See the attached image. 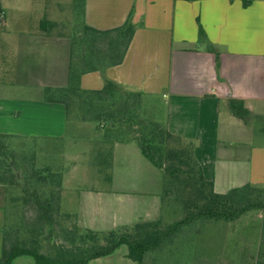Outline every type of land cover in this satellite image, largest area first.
<instances>
[{
    "label": "crops",
    "instance_id": "1",
    "mask_svg": "<svg viewBox=\"0 0 264 264\" xmlns=\"http://www.w3.org/2000/svg\"><path fill=\"white\" fill-rule=\"evenodd\" d=\"M64 1L0 0V136L9 141L55 148L68 139L65 106L44 99L45 89L68 84L71 38L54 31ZM68 3L79 9L81 27L109 31L129 16L135 26L122 63L82 75L81 90L99 91L109 80L126 92L141 94L142 107L146 99L160 105L164 117L159 124L193 144L194 159L215 194L246 185L264 189V0ZM34 8L40 13L31 20ZM230 100L243 103L246 121L230 113ZM83 129L75 127L74 133L85 136L71 138H85L98 154L104 144L94 142ZM99 167L92 165L94 179L83 191L73 186L76 174L66 181L62 176L55 219L66 216L94 233L160 219L161 172L134 141L111 140L109 163ZM3 199L0 204L9 208L4 212L1 207L6 222L30 217L19 211L20 195L6 196L5 203ZM126 254L121 246L87 264H136ZM12 264L35 261L21 256Z\"/></svg>",
    "mask_w": 264,
    "mask_h": 264
},
{
    "label": "trees",
    "instance_id": "2",
    "mask_svg": "<svg viewBox=\"0 0 264 264\" xmlns=\"http://www.w3.org/2000/svg\"><path fill=\"white\" fill-rule=\"evenodd\" d=\"M82 29V33L70 41L67 86L62 89H45V101L63 104L69 118L70 101L76 99L82 105L81 109H95L93 121L103 122L110 129L127 130L126 136L137 144L142 156L162 173V203L172 197L176 185L191 189L190 198L182 207L185 216L167 226L157 220L139 222L129 228L107 233L86 231L85 236L79 238L80 243L71 251H59L55 257L46 256L39 251L37 238L52 234L58 221L54 218L59 212L55 200L61 183L52 184L53 175L46 169L31 172L29 180L35 187L31 188L29 181L24 179V184H20L15 166L6 160V142L10 137L0 136V188L3 201L7 202L5 197L11 189H20V199L17 201L20 203L19 211L30 215L22 217L19 222L24 236L22 240H18L19 230L13 233L6 230L3 232L0 264H12L14 259L21 256L32 257L35 264H87L112 254L121 246L127 248L126 257L130 261L145 264L148 255L172 246L180 232L197 222H231L250 211L263 213L264 230V189L246 185L223 195L215 194L212 183L204 179L201 168L194 159L192 143L171 135L156 122L151 124L150 129L144 126L139 136H132L130 123L134 119V107L141 104V94L126 92L109 80H104L103 88L99 91L80 89L82 75L103 72L122 63L135 32L131 17L122 26L109 31L89 27ZM198 32L200 37H204L201 28ZM75 48L81 50L76 66L73 63ZM229 110L233 116L243 121L249 117L239 100H230ZM1 207L4 212L9 210L8 204H0ZM87 243H91L92 247H86Z\"/></svg>",
    "mask_w": 264,
    "mask_h": 264
},
{
    "label": "rangeland",
    "instance_id": "3",
    "mask_svg": "<svg viewBox=\"0 0 264 264\" xmlns=\"http://www.w3.org/2000/svg\"><path fill=\"white\" fill-rule=\"evenodd\" d=\"M68 2L69 0H65L62 8L57 12L60 22L54 31L62 32L75 40L83 31L80 26V12L78 8L70 6ZM73 4L75 5V0ZM39 13L37 8L31 10L29 13L31 20L35 19ZM80 51V48H75L73 59L75 66L78 62L77 57L81 54ZM70 103L68 139L55 148L45 146L47 144L42 147L43 143L36 141L25 143L26 146L17 141L6 142V160L15 166L18 172L16 177L20 184H24V180H26L31 184V188L35 187L29 180L31 172L47 169L53 175L51 183L54 185L59 182L62 184V176L66 181L65 178L76 174L73 186L77 191H83L94 179L92 165L101 166L99 168L107 167L110 141L129 139L126 136L127 130L110 129L103 122L93 121L96 114L95 109L90 108L89 110L87 107L81 109L82 105L76 99H71ZM132 116L134 119L130 123V133L132 136H139L144 126L150 129L152 123L162 122L164 109L146 99L144 107L141 104L134 107ZM75 127L86 128L83 129L87 133L86 136H92L94 142L98 140L100 144H104V147L98 150V154L96 149L90 150V144L85 138H71V136H85L83 134L76 135ZM101 175L104 176V172ZM162 181L161 173V185ZM190 194V188L176 185L172 197L167 198L165 203L161 202L159 220L163 226L177 222L185 216L182 207L183 203L189 200ZM8 195L19 196L20 189L11 191V193L7 192L6 196ZM1 197L0 191V199ZM2 213L0 208V234L5 230L8 233H13L12 231L19 222H6ZM262 219L261 211H250L231 222L199 221L180 232L172 246L166 247L161 252L148 255L145 258V264H263L264 230ZM20 228L19 225L17 228L19 241L24 238ZM53 228L52 234L41 235L37 238L39 251L49 257H55L59 251L68 249L71 251L80 243L79 238L86 234V230L80 229L76 221L66 218V216H60V220ZM86 247L91 248V243H87ZM1 249L2 240L0 238V256Z\"/></svg>",
    "mask_w": 264,
    "mask_h": 264
}]
</instances>
